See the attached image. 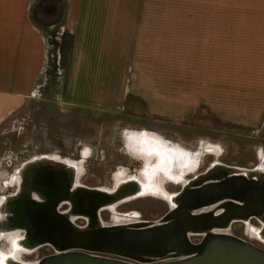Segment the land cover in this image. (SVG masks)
Masks as SVG:
<instances>
[{
    "label": "crops",
    "instance_id": "1",
    "mask_svg": "<svg viewBox=\"0 0 264 264\" xmlns=\"http://www.w3.org/2000/svg\"><path fill=\"white\" fill-rule=\"evenodd\" d=\"M43 1L47 23L63 20L71 39L72 105H119L140 67L149 73L160 58L168 71L176 58L178 72L209 74L214 106L223 90L225 121L264 117V0H0V124L34 96L46 68V33L33 17Z\"/></svg>",
    "mask_w": 264,
    "mask_h": 264
},
{
    "label": "rangeland",
    "instance_id": "2",
    "mask_svg": "<svg viewBox=\"0 0 264 264\" xmlns=\"http://www.w3.org/2000/svg\"><path fill=\"white\" fill-rule=\"evenodd\" d=\"M38 5L40 8H36L33 17L46 33L47 65L34 96L0 124V199L16 193L18 184L11 183L16 171L45 154L77 162L81 166L79 181L82 185L107 189L115 194L121 186L132 185L134 193L124 199L117 197L114 211L108 204L104 206L101 224L160 222L167 211L177 205L172 206L170 201L177 200L181 190L199 176L220 165L253 169L264 162V117L254 125L225 121L223 90L217 89L214 106L210 103L209 74L178 72L176 58H168V71L161 70L160 58H152L149 73L144 71V66L140 67L133 78L134 86L119 105L93 109L69 103L64 96L69 37H64L67 32L63 20L57 18L55 23H47L50 20L44 17V8L49 3L43 1ZM124 128L155 131L189 148H196L201 140H205L209 143L202 147L208 154L185 182L166 185L172 199L161 198L149 194L155 189L143 183L138 174L140 162L122 151L120 134ZM210 146L214 149H209ZM171 163L170 155L162 151L160 160L146 175L170 167ZM73 179L75 183L74 176ZM76 222L83 224L81 220ZM250 224L260 226L256 221ZM222 232L264 248L250 235L247 223L237 221ZM191 240L198 244L202 236L193 235ZM40 246L38 249L25 247L22 259L38 262L55 252L49 244Z\"/></svg>",
    "mask_w": 264,
    "mask_h": 264
},
{
    "label": "water",
    "instance_id": "3",
    "mask_svg": "<svg viewBox=\"0 0 264 264\" xmlns=\"http://www.w3.org/2000/svg\"><path fill=\"white\" fill-rule=\"evenodd\" d=\"M59 172L68 175L70 168L59 161L45 162L43 158L30 162L21 175V193L15 197L8 196L11 204L7 203L11 206L9 209L7 205L5 207L9 212V224L20 228V232L26 235L27 247L38 248L43 244L54 247L53 254L43 257L36 264H264V248L249 241L223 232H193L197 229L209 230L215 219L210 213L198 216L189 213L199 208L215 207L225 200L243 201L248 198L252 184L260 190L264 189L262 181L257 183L243 175L228 177L225 173L212 181L202 180L196 187L185 189L181 194V204L177 201L176 205L184 210L175 215L172 214L175 208L170 217L160 222L142 227L102 226L80 230L69 223L55 222L58 215L56 208L61 200H69L74 205L64 180L60 188H49L50 184L60 183ZM39 183L47 185L45 188L48 190L38 187ZM32 194H38L42 200L47 198L49 203L44 204ZM96 197L94 209L105 206L109 201L106 193L97 192ZM230 219L223 221L229 222ZM27 226H32L35 232L32 233ZM193 234L202 236L200 243L191 241ZM152 253L169 256L180 253V256L151 263L126 256Z\"/></svg>",
    "mask_w": 264,
    "mask_h": 264
},
{
    "label": "flooded vegetation",
    "instance_id": "4",
    "mask_svg": "<svg viewBox=\"0 0 264 264\" xmlns=\"http://www.w3.org/2000/svg\"><path fill=\"white\" fill-rule=\"evenodd\" d=\"M47 7L48 6H46L44 8V10H47ZM68 161H71V162H74L75 164H78L77 162L69 160V159H68ZM215 168H219V166L215 167ZM212 171L213 170H210L208 173H205L204 175H206V176L204 178L202 176H199V178H197V180H195L192 184H189L186 187H184L181 190V192L179 193L178 198H177V201L179 202V204H181V202H182L181 201V194L185 189L196 187L198 182H200L202 180H204L206 182L212 181L215 177H220V176L225 174V172H214V171L212 172ZM58 175L62 178V179H60V183L57 182L54 184H50V186H49L50 190L53 188H57V187L60 188L62 186L61 185L62 181L64 180L65 183L67 184V190L69 192H71V195H72V198L74 201V205H72L69 200H65V199L61 200L58 203V206L56 208L57 213H58L57 217L61 218L63 223H65V224L69 223L72 227H74L76 229H80V230H84V229L93 230V229H98L102 226L103 227H105V226H109V227L117 226V225H103L100 223V218H101L102 212H103L105 207L101 206L98 209H94L96 206V199H97V197H96L97 192H95L94 189H98V188L90 187V186H86V185H83L84 188H82L81 186H76L74 181H73L74 179H73V174H72L71 169H70V173L68 175H65L64 172H59ZM226 175L229 177L232 175L236 176V175H243V174L230 173V174H226ZM243 176H245V175H243ZM225 177H224V179H225ZM245 177H247V176H245ZM247 178L249 180H254L257 183H261V181H262V183L264 185V178H263V180L262 179L256 180V179H252L249 177H247ZM220 179H222V178H220ZM215 181H218V180H215ZM11 183H15L13 177H12ZM38 187H40L44 191L48 190L45 188V187H47V185H43V184L39 183ZM249 193L250 194H249L248 198H246L243 201L225 200V201L219 202L215 207L199 208L196 210H191L189 213L192 216H198V215H204V214L210 213V215L215 219V224L212 225L211 228H218V227L220 228L221 227L224 230L230 229L232 224L237 222V221L243 222V223H246L247 221L248 222L256 221L258 224L261 225L262 221L264 222V218H262V216L264 217V189L260 190V188L256 184H252L250 186V192ZM37 200L43 202L44 204L49 203V200L47 198H45L43 200L40 198ZM224 202H226V203L224 204ZM177 206H178V204H177ZM177 206H175L176 209L173 208V209L167 211V213L162 217L161 221L167 217H170L172 214L176 215L180 211L184 210V209L180 210L181 208H178ZM69 210L72 214V217L74 218L73 220H71V218H69L65 214V212H67ZM172 210H174V211L172 212ZM19 212H20L19 214L21 215V211H19ZM171 212H172V214H171ZM19 214H18V219H20ZM246 214H248V215H246ZM227 218H231V219L229 220V222H224L223 219H227ZM76 220H81L83 224L79 225L76 222ZM141 221H144V222H141V223L133 222V223H129V224H125V225H119V226L142 227V226H147L146 224L149 222H154V221H150V220H147V221L141 220ZM19 223L22 224L23 222L20 221ZM97 223H98V226H97ZM154 223H157V222H154ZM27 228H29V230H31L32 233L35 232V230H34V228H32V226H27ZM21 229H23V228H21ZM247 230L250 233V235L253 236V234H252L251 230L248 228V226H247ZM220 232H222V231H220ZM224 233H227V232H224ZM227 234H230V233H227ZM193 235H197V234H193ZM230 235L239 237V236L234 235V234H230ZM31 236L33 237V234H31ZM191 237H190V239H191ZM253 237L257 238V240L264 246V240H262L256 236H253ZM239 238H241V237H239ZM241 239H243V238H241ZM251 243H253V242H251ZM253 244H255V243H253ZM40 247H38V248H40ZM261 248H263V247H261ZM126 256H128V255H126ZM128 257L131 258V256H128ZM132 259H134V258H132Z\"/></svg>",
    "mask_w": 264,
    "mask_h": 264
},
{
    "label": "clouds",
    "instance_id": "5",
    "mask_svg": "<svg viewBox=\"0 0 264 264\" xmlns=\"http://www.w3.org/2000/svg\"><path fill=\"white\" fill-rule=\"evenodd\" d=\"M120 136L123 146L122 151L141 164L138 174L143 183L151 185L155 189L149 194L159 195L161 198L168 196L166 185L169 182H185V178L196 172L201 166L204 156L208 154L206 149L202 147L209 143L205 140H201L196 148H189L185 144L148 129L132 130L124 128ZM215 147L219 148V145ZM162 151H166L170 155L171 166L146 175L149 169L154 168L156 162L160 160V152ZM259 167L264 171V162ZM12 258L16 259L17 257L13 255ZM7 259L6 252L0 251V264H5Z\"/></svg>",
    "mask_w": 264,
    "mask_h": 264
},
{
    "label": "bare ground",
    "instance_id": "6",
    "mask_svg": "<svg viewBox=\"0 0 264 264\" xmlns=\"http://www.w3.org/2000/svg\"><path fill=\"white\" fill-rule=\"evenodd\" d=\"M211 147H214V146H210L209 149H211V150L214 149ZM38 157L35 158V160L43 158V159H45V162H55L56 163L59 161L60 163L64 162L67 166H71L73 169L72 174H74L73 176L76 180V182H75L76 186H81L82 188H84V186L79 181V172L81 171L80 165L75 164L74 162H71L68 160L60 159L58 157L51 158L48 155H42L41 157L40 156H38ZM30 162H32V161H30ZM30 162H28L27 164H29ZM261 163L258 164L257 167H255L253 169L252 168H245V167H235L234 168V167H228V166L220 165L219 168L213 169V171L214 172H225L226 174H230V173L243 174L249 178L259 180V179L264 178V171H262L259 167L261 165ZM27 164L23 165L22 168L18 169L16 171L15 175H13V179H14L15 183L18 184V189H17L16 193L12 194L11 196L15 197L16 195L21 193V190H22V177H21V175H22L23 169L25 168V166ZM205 176L206 175H202L203 178ZM94 190H95V192H101V193L108 194V200L109 201L107 204L110 207V209L113 211L115 210L114 205L116 204L115 200L117 199V197L120 196L121 198L124 199L126 197L131 196L135 191L132 188V185H130V183H127V184L121 186L120 189L118 190L117 194H115L112 191L107 190V189H94ZM32 196L35 197L36 199H40V196L38 194H32ZM167 198H169V200L172 199L171 195H169V194H168ZM7 202L11 204V202L8 201V197L4 196L3 198L0 199V241L2 242V247L0 248V251H4L8 255V259L5 261V264H36V262L24 261V259H22V257H21L22 252L25 250V247H27V244L25 242L26 235L23 234V232H20L21 231L20 228L17 229L12 224H9V221L7 219V217L9 216V212L7 209H9L11 205L8 204ZM170 202H171L172 206H174L175 204H178L176 199H174V202L173 201H170ZM6 205H7V209L5 208ZM65 214L69 218H71V220L74 219L72 217L70 210L65 212ZM262 218H264V217L262 216ZM100 220H101V218H100ZM145 221H147V220H145ZM134 222L135 223H141L144 221H134ZM131 223H133V222H131ZM246 223H247L248 228L251 230L253 236H256V237L264 240V222L263 221L259 227L251 225L250 222H248V221ZM151 224H154V222H149L146 225H151ZM97 226H98V223H97ZM220 231H224V229L221 227L220 228L219 227L218 228H210L209 230H205V231L197 229L193 232L205 234V233H215V232H220ZM13 255H15L17 258L13 259L12 258ZM176 255L180 256V253L174 254L171 256H169L166 253H162V254L161 253H157V254L152 253V254H148V255H145V254H128V256H131V258L137 259V260L144 262V263L156 262L159 260L171 258V257L176 256Z\"/></svg>",
    "mask_w": 264,
    "mask_h": 264
},
{
    "label": "trees",
    "instance_id": "7",
    "mask_svg": "<svg viewBox=\"0 0 264 264\" xmlns=\"http://www.w3.org/2000/svg\"><path fill=\"white\" fill-rule=\"evenodd\" d=\"M64 37H67V34H66V35H64ZM65 39H67V38H65ZM67 40H69V41L71 42V39H70V37H69ZM67 40H66V41H67ZM70 42H69V43H70ZM43 207H44V206H43ZM55 222H57L58 224H59V223L63 224V221H62V219H61V218H59V217H56V218H55Z\"/></svg>",
    "mask_w": 264,
    "mask_h": 264
}]
</instances>
